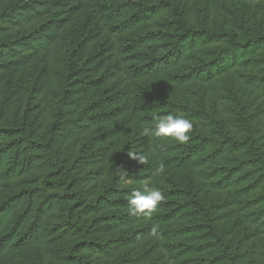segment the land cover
<instances>
[{
  "label": "trees",
  "instance_id": "trees-1",
  "mask_svg": "<svg viewBox=\"0 0 264 264\" xmlns=\"http://www.w3.org/2000/svg\"><path fill=\"white\" fill-rule=\"evenodd\" d=\"M224 1L0 0V254L43 245L35 264H264V0ZM45 42L53 55L37 57L11 117L24 49ZM189 84L217 95L197 99ZM168 114L191 122L187 142L154 135ZM145 183L164 199L133 215Z\"/></svg>",
  "mask_w": 264,
  "mask_h": 264
},
{
  "label": "rangeland",
  "instance_id": "rangeland-1",
  "mask_svg": "<svg viewBox=\"0 0 264 264\" xmlns=\"http://www.w3.org/2000/svg\"><path fill=\"white\" fill-rule=\"evenodd\" d=\"M219 5L223 4L222 0H217ZM224 1V0H223ZM229 0L224 1L226 5L228 4ZM212 0H191V5L194 7V9H198V8H202L204 7L206 4L209 5L211 4ZM234 5H237L238 7L242 8V6H246V7H250L252 10V12H256V16L259 15V9H257L256 7V3H241V2H234ZM219 9V8H218ZM221 11V10H220ZM224 12V11H222ZM36 15L35 10L32 8L31 11L27 12L25 15L24 20H30L33 19L34 16ZM42 19H40L39 21H41ZM152 24L151 26L153 27L154 24ZM50 44H48L47 42H45V44H40L37 43L36 47L33 46H28L24 49V53H26L27 55H29L30 57H28L30 60L28 61L29 63V67L26 68L24 71H22V73L20 74V78L18 79L17 83L19 85L18 88V93L16 96V100H14V102H12L9 106V113L11 117L15 116V113L17 114V111H22L24 104H25V98L27 97V94L29 93V88H30V82H31V77L30 74L34 73V65L36 64L37 61V57L43 55L44 53H49L50 54ZM37 51L40 52V54L37 53ZM52 53V52H51ZM53 54H50L49 56H52ZM56 57V56H55ZM57 58V57H56ZM56 58H54V60L51 62L52 63V67H56L59 66L58 63L56 62ZM58 59V58H57ZM48 64L50 65V62L48 61ZM2 78L4 79L6 77V74H4L2 72ZM231 77L230 76H225V77H221L219 78L216 82H213V85L216 84H220V85H225L230 83L231 81ZM190 89L193 91L194 97L195 98H199V96L201 95V93L205 94V96L208 94L210 96V94L212 96L217 95L216 93L212 92H207L206 91V85H197V84H189ZM209 90V88H208ZM196 92V94H195ZM256 108H258V110L260 111L261 115L260 117L262 119H264V98L263 97H257L256 99ZM262 238V240H264V234L260 235V239ZM248 251H249V255H252L251 251L252 248L250 246V242L249 245L247 246ZM38 253L40 255H45L47 254L46 248H44V246H36L34 248H32L31 246L26 247L24 250H16L14 252H3L0 254V264H35L36 259L33 258L32 253Z\"/></svg>",
  "mask_w": 264,
  "mask_h": 264
},
{
  "label": "clouds",
  "instance_id": "clouds-1",
  "mask_svg": "<svg viewBox=\"0 0 264 264\" xmlns=\"http://www.w3.org/2000/svg\"><path fill=\"white\" fill-rule=\"evenodd\" d=\"M192 128L191 122L180 114H168L165 117L160 118L154 130V135L157 137H172L178 142H187L189 140L188 133ZM151 130L145 129L146 133ZM128 156L138 161L139 163H145L142 156H138L135 153L128 152ZM126 172V171H125ZM164 199L161 190L155 187H150L145 183L142 189H134L128 199L129 212L133 215L143 213L146 216H150L156 209L159 203ZM153 233L156 232V227L152 229Z\"/></svg>",
  "mask_w": 264,
  "mask_h": 264
}]
</instances>
